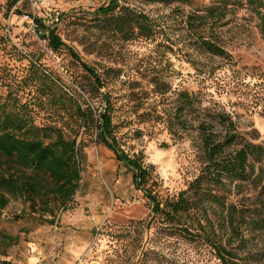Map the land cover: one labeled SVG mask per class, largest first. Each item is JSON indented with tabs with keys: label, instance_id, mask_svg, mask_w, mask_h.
I'll use <instances>...</instances> for the list:
<instances>
[{
	"label": "rangeland",
	"instance_id": "rangeland-1",
	"mask_svg": "<svg viewBox=\"0 0 264 264\" xmlns=\"http://www.w3.org/2000/svg\"><path fill=\"white\" fill-rule=\"evenodd\" d=\"M10 1L0 0V67L23 78L30 61H34L28 52L36 53L43 72H52L51 79L65 93L78 94L85 102L103 108L99 98L89 100L85 91L90 81L68 55L51 53L36 37L31 17L55 23L61 39L104 79L100 93L110 95L123 149L129 155L141 153L145 163L154 166L156 185L148 186L159 199L184 190L197 174L198 140L196 131L189 127L203 118L198 111L226 112L246 139L264 141V0H192L189 5L170 6L119 0L144 11L154 21L157 33L151 42H123L97 30L91 20L93 13L108 0ZM189 14L200 18L197 22L205 24L227 56L219 58L198 49L195 33H188L186 28ZM58 17L61 20L56 22ZM207 32L200 34L206 38ZM153 79L158 88L149 82ZM129 87H134L131 102L126 97ZM164 88L168 89L166 94L155 96V89L158 92ZM181 92L191 95L194 106L184 125L188 129H178L177 135L161 125L130 124L126 120L128 111L134 108L173 111ZM49 122L51 117L40 111L36 123ZM62 127L71 137L73 131H82L71 124ZM78 165V189L64 207L45 193L34 196L36 206H30L26 199L9 201L1 211L0 232L14 240L6 247L0 236V253L5 248L1 261L217 264L198 244L168 238L160 231L157 236L153 228H145L148 204L134 189L131 173L105 147L84 140ZM211 219H215L214 213ZM258 247H264V242Z\"/></svg>",
	"mask_w": 264,
	"mask_h": 264
},
{
	"label": "trees",
	"instance_id": "trees-1",
	"mask_svg": "<svg viewBox=\"0 0 264 264\" xmlns=\"http://www.w3.org/2000/svg\"><path fill=\"white\" fill-rule=\"evenodd\" d=\"M138 1L169 6L192 2ZM31 19L36 37L45 42L47 49L53 54L66 53L82 70L90 81L89 90L85 91L89 100L99 98L98 104H103V108L85 102L75 92L76 96L65 93L51 79L52 72H43L36 53L28 52L34 61H30L23 78L0 67V215L14 198L26 199L30 206H36L34 196L40 193L50 194L62 207L70 202L80 181L79 150L84 140H89L105 147L131 173L134 189L142 193L149 207L146 229L153 228L157 236L160 231L168 238L179 237L198 244L208 250L217 264H264V247H258L264 242V141L254 143L246 139L226 112L198 111L199 118H203L195 127H189L196 131L198 140L197 174L184 190L159 199L148 186L156 185L154 166L146 164L141 153L129 155L123 149L110 95L100 93L105 87L104 79L61 39L55 23L48 24L40 17ZM199 19L189 14L185 20L188 33H195L198 49L224 58L226 52L210 37L205 24L197 22ZM60 20L58 17L56 22ZM91 20L97 30L123 42H151L157 33L148 14L119 0H108L98 7ZM203 32L208 37L204 38ZM149 82L158 88L155 79ZM133 89H128V102L133 101ZM167 91L155 89L154 93L160 96ZM144 94L147 100L145 91ZM177 97L173 111L139 107L130 109L126 120L130 124L137 121L141 125H161L168 133L177 135L178 129H188L184 125L194 106L190 94L181 92ZM40 111L50 116L51 122L37 124ZM213 123L221 129H215ZM70 124L82 131H73L71 137L62 127ZM135 132L142 134L138 129ZM0 236L7 242L6 247L13 243V238L1 232ZM1 255H5V248ZM0 264L7 262L0 260Z\"/></svg>",
	"mask_w": 264,
	"mask_h": 264
}]
</instances>
